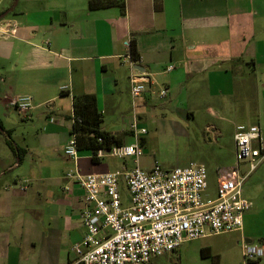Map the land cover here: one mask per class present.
I'll return each instance as SVG.
<instances>
[{"label": "crops", "instance_id": "obj_1", "mask_svg": "<svg viewBox=\"0 0 264 264\" xmlns=\"http://www.w3.org/2000/svg\"><path fill=\"white\" fill-rule=\"evenodd\" d=\"M89 2L0 0V15L6 12L0 19V100L18 111L10 100L31 97L33 107L22 115L37 118L46 138L37 145L14 142L26 150L21 166L0 131V264L68 260L85 232V190L66 173L76 165L84 174L136 166L134 157L93 160V152L83 150L75 162L64 154L74 95H95L103 128L121 144L138 139L141 157L148 131L136 137L131 126L146 128L144 118L157 107L161 115L186 119L203 108L217 118L231 115L235 132L257 125L264 138V0H117L96 9ZM8 24H16L15 33H4ZM132 40L145 79L138 97L131 94V66L124 60ZM44 148L54 150L45 160ZM138 165L154 163L139 158ZM251 208L235 232L240 243L264 245V209Z\"/></svg>", "mask_w": 264, "mask_h": 264}, {"label": "built area", "instance_id": "obj_2", "mask_svg": "<svg viewBox=\"0 0 264 264\" xmlns=\"http://www.w3.org/2000/svg\"><path fill=\"white\" fill-rule=\"evenodd\" d=\"M8 28L4 33H15L16 24H8ZM124 60L131 66V94L138 97L145 90L144 76L130 51ZM172 68L169 65L168 70ZM160 94L164 96L166 90ZM10 104L24 116L33 107L29 96L13 98ZM131 127L136 137L147 132L136 122ZM234 139L237 164L218 170L214 199H204L208 188L204 164L190 162L166 168L155 162L152 168L143 169L138 165L143 154L138 139L132 144L99 148L95 154L97 158L134 157L136 166L131 169L84 174L76 165L68 171L66 177L85 190L80 214L85 232L72 246L75 258L71 264H147L157 256L176 251L186 240L241 230L244 213L252 206L243 194V186L264 161V138L255 125L239 128ZM78 153L76 135L72 134L64 154L77 162ZM122 181L131 193L128 206L121 198ZM242 249L246 260L264 257V245L243 241Z\"/></svg>", "mask_w": 264, "mask_h": 264}, {"label": "rangeland", "instance_id": "obj_3", "mask_svg": "<svg viewBox=\"0 0 264 264\" xmlns=\"http://www.w3.org/2000/svg\"><path fill=\"white\" fill-rule=\"evenodd\" d=\"M3 97L4 94L0 91V99ZM161 112L164 111L157 107L151 110V115L144 118L148 142L145 155L140 157L141 163L152 165L157 160L166 168L184 166L190 162L202 163L208 172V188L204 193V199H214L217 193L218 170L234 167L237 164L234 139L236 124L231 122L233 118L231 115L217 118L205 108L197 110L195 116L189 119L172 114L164 116L160 114ZM0 121L5 131L11 130L9 137L18 145H23L25 142L37 145L46 140L39 134L41 129L37 131L39 127L37 118L25 119L15 108L5 109L1 100ZM219 128L221 132L216 135L214 130ZM6 137L7 135L4 134L3 138ZM42 151L44 160L54 152L49 148H44ZM23 157L20 160L21 166ZM133 160L129 158L131 166L134 165ZM25 167L29 168L27 162L23 168ZM21 169L22 167L19 171ZM243 192L247 198L252 199V211L260 212L264 209V161L246 179ZM120 193L123 204L130 205L131 193L123 181ZM238 235V232L234 231L210 235L200 240H186L176 251L157 256L147 264H264V257L256 261L244 258ZM202 249H205L206 255L202 253ZM74 258L75 255L71 252L70 260H65L62 264H71Z\"/></svg>", "mask_w": 264, "mask_h": 264}, {"label": "trees", "instance_id": "obj_4", "mask_svg": "<svg viewBox=\"0 0 264 264\" xmlns=\"http://www.w3.org/2000/svg\"><path fill=\"white\" fill-rule=\"evenodd\" d=\"M158 1V0H157ZM117 0H90L89 8L96 9L107 7L116 3ZM122 8H124V3H118ZM160 4L157 2L155 8H159ZM130 53L135 62H139L140 55L137 50L136 41H131ZM74 123L72 127V134L76 135L77 139V148L78 151L91 150L93 152V160H96L95 156L99 148L109 149L112 145L121 144L120 140L113 134L107 132L102 126V113L98 109L97 99L93 94H81L74 95ZM1 129L0 131L7 135L6 143L10 149L15 153L19 160L24 156L25 149L21 146H18L14 141L9 137L11 130L5 131L3 125L0 121ZM205 249H202L203 254Z\"/></svg>", "mask_w": 264, "mask_h": 264}, {"label": "water", "instance_id": "obj_5", "mask_svg": "<svg viewBox=\"0 0 264 264\" xmlns=\"http://www.w3.org/2000/svg\"><path fill=\"white\" fill-rule=\"evenodd\" d=\"M5 16H6V12L0 15V19H2V18L5 17ZM136 67H137L138 70H141V69L138 68L139 66H136ZM142 69H143V68H142ZM142 71H143V70H142ZM0 129H1V126H0Z\"/></svg>", "mask_w": 264, "mask_h": 264}]
</instances>
